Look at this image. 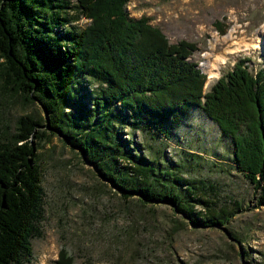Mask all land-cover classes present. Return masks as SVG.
I'll return each instance as SVG.
<instances>
[{
    "label": "trees",
    "instance_id": "1",
    "mask_svg": "<svg viewBox=\"0 0 264 264\" xmlns=\"http://www.w3.org/2000/svg\"><path fill=\"white\" fill-rule=\"evenodd\" d=\"M127 1L76 0L78 13L88 24L69 53H54L49 40L58 36L47 32L49 26L37 28L35 20L46 18L41 9L52 18L49 11L63 5L53 0H0V71L5 90L25 103L36 102L47 120L45 125L26 115L17 119L13 132L0 131V264H28L30 239L41 237L43 192L36 152L38 143L52 136L84 156L122 201L136 198L143 206H169L191 226L205 229L219 228L232 217L234 212L204 216L196 211L206 201L183 177L180 165L161 167L134 153L118 135L113 107L126 113V123H140L156 135L164 133L166 125H177L191 108L200 109L229 137L234 170L252 185L255 207H264V68L252 72L244 65L248 60H239L203 92L205 76L186 60L196 51L195 45L185 40L169 44L146 17H128ZM36 5L41 9L33 12ZM29 25L39 35L45 30V38L36 36ZM214 26L223 33L222 24ZM70 58L76 63L67 67L69 73L75 69L88 73L100 85L98 97L90 103L93 110L75 106L80 90L70 94L67 86L62 88L63 76L52 68ZM53 264H73V259L60 249Z\"/></svg>",
    "mask_w": 264,
    "mask_h": 264
},
{
    "label": "rangeland",
    "instance_id": "2",
    "mask_svg": "<svg viewBox=\"0 0 264 264\" xmlns=\"http://www.w3.org/2000/svg\"><path fill=\"white\" fill-rule=\"evenodd\" d=\"M53 3L63 5L65 20L61 22L58 7L49 11V18L47 10L36 5L33 12L41 9L46 18L35 22L37 28L49 26L47 32L58 36L49 40L54 53H69L89 20L79 15L76 0ZM124 9L131 19L146 17L169 44L180 40L195 44L196 52L190 56L194 63L215 61L218 75L215 70L209 72L217 76L205 81V91L239 60L248 59L244 65L252 72L264 67V0H128ZM216 22L223 25L222 34L215 29ZM30 28L45 38V30L39 35L37 28ZM258 37L263 40L257 48L227 43L231 38L250 42ZM61 63L52 64L54 72L63 76L61 87L67 86L70 94L80 90L75 106L93 110L90 103L98 97L99 83L88 73L78 74L77 69L69 73L67 67H73L74 58ZM111 112L117 116L118 135L139 157L161 167L180 165L183 177L206 201L196 211L204 216L208 212L234 214L223 226L205 229L191 226L169 206H143L136 198L122 201L116 188L95 175L84 156L52 136L39 142L36 152L43 213L41 237L30 239L28 264H53L60 249L67 251L73 264H264V207H255L257 194L234 170L231 141L214 122L195 107L177 125H166L164 133L156 135L140 123H126L125 112L114 107ZM26 115L47 125L45 112L36 102L28 104L22 97L8 95L0 71V131L13 132L17 119ZM193 154L198 156L191 158ZM242 249L245 254L240 256Z\"/></svg>",
    "mask_w": 264,
    "mask_h": 264
},
{
    "label": "bare ground",
    "instance_id": "3",
    "mask_svg": "<svg viewBox=\"0 0 264 264\" xmlns=\"http://www.w3.org/2000/svg\"><path fill=\"white\" fill-rule=\"evenodd\" d=\"M230 35V34H229ZM236 39H234V38H231L229 41H227V43H230L229 45H240V44H242L243 43V45L245 46V47H255V48H257L260 44H261V42H262V38L260 37H258V38H256V39H254V40H252V41H250V42H246L245 40L246 39H244L243 38V40L241 39L240 41H235ZM234 42V43H233ZM236 47V46H235ZM241 47V46H240ZM236 49H239V46H237L236 47ZM220 57H221V55H220ZM223 58H225L224 56H222V59ZM221 60V59H220ZM221 62H222V60H221ZM207 64V66H206V69H205V67H203V69H204V71L208 74V78H216V76L218 75V69H216L217 68V64L215 63V61H213L211 64H209V63H207V61H206V63H203V65H206ZM216 66V67H215ZM213 70H215V71H217V75H210V71L211 72H213Z\"/></svg>",
    "mask_w": 264,
    "mask_h": 264
}]
</instances>
